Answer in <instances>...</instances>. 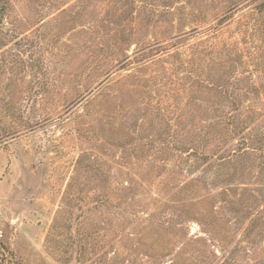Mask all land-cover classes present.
<instances>
[{
  "label": "rangeland",
  "instance_id": "rangeland-1",
  "mask_svg": "<svg viewBox=\"0 0 264 264\" xmlns=\"http://www.w3.org/2000/svg\"><path fill=\"white\" fill-rule=\"evenodd\" d=\"M0 241L264 264V0H0Z\"/></svg>",
  "mask_w": 264,
  "mask_h": 264
},
{
  "label": "trees",
  "instance_id": "trees-1",
  "mask_svg": "<svg viewBox=\"0 0 264 264\" xmlns=\"http://www.w3.org/2000/svg\"><path fill=\"white\" fill-rule=\"evenodd\" d=\"M257 142V141H256ZM254 142L248 137L246 138H242L241 139V144H245L247 146H254L253 148L257 147V144H253ZM258 144H260L259 142H257ZM262 144V143H261ZM13 262V264H17V262H15L13 260V254L11 252V250H9L8 247H6L1 241H0V264H4V262Z\"/></svg>",
  "mask_w": 264,
  "mask_h": 264
}]
</instances>
